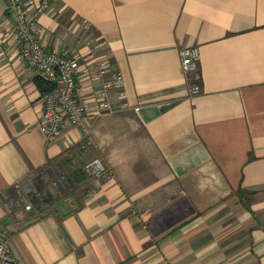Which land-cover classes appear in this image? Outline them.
I'll return each instance as SVG.
<instances>
[{"label": "crops", "instance_id": "crops-1", "mask_svg": "<svg viewBox=\"0 0 264 264\" xmlns=\"http://www.w3.org/2000/svg\"><path fill=\"white\" fill-rule=\"evenodd\" d=\"M39 19L49 50L79 58L87 114L48 140L42 78L0 0V224L17 264H264V0H50ZM184 47L200 50L189 72Z\"/></svg>", "mask_w": 264, "mask_h": 264}, {"label": "built area", "instance_id": "built-area-1", "mask_svg": "<svg viewBox=\"0 0 264 264\" xmlns=\"http://www.w3.org/2000/svg\"><path fill=\"white\" fill-rule=\"evenodd\" d=\"M8 1L16 18L15 37L22 57L39 71L43 80L54 86L44 96L42 115V124L48 140L54 141L59 137L66 122L78 127L84 124L87 106L77 92V75L81 64L77 56L49 50L43 42L44 27L39 15L49 8L50 0ZM181 55L185 72L199 65L198 47H184L181 49ZM105 68V63H102L99 76L105 73ZM113 82L122 86L124 84L122 73L115 74ZM111 84L112 81H107L101 90V94L106 97L102 103L104 108H111L109 100ZM193 91L198 92L199 87H195ZM84 168L88 174L96 178H100L106 172V165L99 157L86 163ZM17 187L21 189V183H17ZM26 208L32 209V203L27 202ZM6 234L7 229L0 224V264H17L5 240Z\"/></svg>", "mask_w": 264, "mask_h": 264}, {"label": "trees", "instance_id": "trees-1", "mask_svg": "<svg viewBox=\"0 0 264 264\" xmlns=\"http://www.w3.org/2000/svg\"><path fill=\"white\" fill-rule=\"evenodd\" d=\"M40 86L42 88L43 93L46 95L53 89V85L43 79H41ZM238 195L240 196L242 202L248 207H251V203L253 201V192L248 191L244 188H240L237 190ZM12 234L7 231L5 235V240L9 244Z\"/></svg>", "mask_w": 264, "mask_h": 264}, {"label": "rangeland", "instance_id": "rangeland-1", "mask_svg": "<svg viewBox=\"0 0 264 264\" xmlns=\"http://www.w3.org/2000/svg\"><path fill=\"white\" fill-rule=\"evenodd\" d=\"M100 158V157H99ZM102 159V158H101ZM103 161V160H102ZM28 200V199H27ZM31 202V201H30ZM32 203V202H31ZM33 205V204H32Z\"/></svg>", "mask_w": 264, "mask_h": 264}]
</instances>
